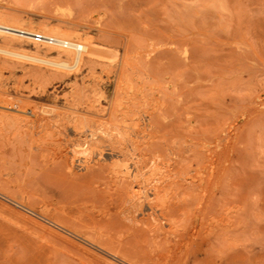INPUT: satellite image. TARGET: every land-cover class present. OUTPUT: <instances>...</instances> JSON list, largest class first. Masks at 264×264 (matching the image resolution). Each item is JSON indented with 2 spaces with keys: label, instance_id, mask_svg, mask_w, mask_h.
Wrapping results in <instances>:
<instances>
[{
  "label": "rangeland",
  "instance_id": "rangeland-1",
  "mask_svg": "<svg viewBox=\"0 0 264 264\" xmlns=\"http://www.w3.org/2000/svg\"><path fill=\"white\" fill-rule=\"evenodd\" d=\"M2 19L94 53H0V264H264V0H0Z\"/></svg>",
  "mask_w": 264,
  "mask_h": 264
},
{
  "label": "bare ground",
  "instance_id": "bare-ground-1",
  "mask_svg": "<svg viewBox=\"0 0 264 264\" xmlns=\"http://www.w3.org/2000/svg\"><path fill=\"white\" fill-rule=\"evenodd\" d=\"M36 28V27H35ZM0 34L9 40H35V35L43 36L41 40L48 49L55 52L54 58H44L37 55H30L23 51L13 49L9 43L0 46V53L15 57L27 58L61 68H76L81 64L84 55H92L93 44L87 38L74 40L69 33L60 32L55 29L44 30L23 27L13 22L0 20Z\"/></svg>",
  "mask_w": 264,
  "mask_h": 264
},
{
  "label": "built area",
  "instance_id": "built-area-1",
  "mask_svg": "<svg viewBox=\"0 0 264 264\" xmlns=\"http://www.w3.org/2000/svg\"><path fill=\"white\" fill-rule=\"evenodd\" d=\"M43 39V36H41V35H35V40L36 41H41Z\"/></svg>",
  "mask_w": 264,
  "mask_h": 264
}]
</instances>
